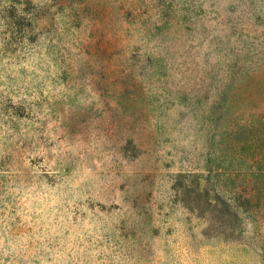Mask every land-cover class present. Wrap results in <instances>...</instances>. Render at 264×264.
Masks as SVG:
<instances>
[{
    "label": "rangeland",
    "instance_id": "obj_1",
    "mask_svg": "<svg viewBox=\"0 0 264 264\" xmlns=\"http://www.w3.org/2000/svg\"><path fill=\"white\" fill-rule=\"evenodd\" d=\"M0 264H264V0H0Z\"/></svg>",
    "mask_w": 264,
    "mask_h": 264
}]
</instances>
